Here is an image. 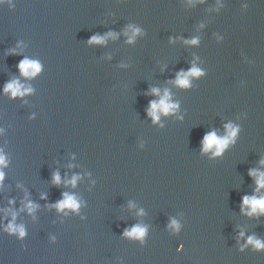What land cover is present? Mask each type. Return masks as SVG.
<instances>
[{
	"label": "water",
	"instance_id": "95a60500",
	"mask_svg": "<svg viewBox=\"0 0 264 264\" xmlns=\"http://www.w3.org/2000/svg\"><path fill=\"white\" fill-rule=\"evenodd\" d=\"M165 91L177 108L154 123ZM0 155V264H264L246 244L264 243V215L241 211L264 196L249 175L264 173V0H2ZM62 193L76 211L53 207Z\"/></svg>",
	"mask_w": 264,
	"mask_h": 264
},
{
	"label": "clouds",
	"instance_id": "9594fccd",
	"mask_svg": "<svg viewBox=\"0 0 264 264\" xmlns=\"http://www.w3.org/2000/svg\"><path fill=\"white\" fill-rule=\"evenodd\" d=\"M2 2V0H0ZM139 29H135L133 31V35L138 32ZM108 35H112L109 33ZM104 37L99 36H92L89 40V43H102ZM131 43V39L128 41ZM191 43L195 44L196 41L193 40ZM18 68L20 70L21 75L23 76H35L40 71V65L36 61H30L28 59H23L19 62ZM202 73L196 69L192 68L189 70L188 73H178L176 83L181 87H187L189 84L188 77L189 76H199ZM23 86L18 83V81H12L9 83H6L4 86V92L11 93L12 97H16L18 95L22 96L26 92H30L31 89H23ZM158 90L153 89L152 93L157 94ZM169 96L167 91H165L163 97L159 101H151L149 103V109H148V115L152 118L153 122L155 123L158 119V112L162 113L164 115L169 114L170 112L175 111L177 108L176 104L169 103ZM227 129V135L224 137H218L215 132H209L207 133L202 140L203 148L202 150L204 152H207L211 149H214L212 152L213 156H219L222 154L224 149L228 146L230 142L234 140V137L236 136V133L238 131L237 128H234L231 124L225 126ZM5 164V158L3 155H0V165ZM261 164H264V160L261 161ZM249 175L253 177H257L256 179V185H257V191L260 188H264V173H257L255 170H250ZM4 178L3 172H0V181H2ZM78 177L74 176L70 181H66L68 184L75 185L76 180ZM54 184L60 183V177L58 173H54L52 177ZM63 198L58 201L53 207L57 209V211H63L65 209H70L72 211H76L79 208V203L75 199V197L68 195V193H62ZM42 199L44 197H41ZM11 203V201H10ZM28 212L31 213L36 205L32 204L31 202L27 203L25 205ZM247 208L248 212L246 215H264V196H260L257 198V196L254 194L252 196H244L242 197L241 201V211L243 212L244 209ZM15 219V216L13 215V220ZM170 227H172L174 230L178 229V225L175 220H173L170 224ZM5 231L9 234L11 233H18L20 238H23L25 236V231L22 226H14L12 223H9L7 227L5 228ZM146 229L144 227L135 226L131 230H125L123 235L125 237L129 238H135L143 241V237L145 235ZM243 236V233L240 234ZM246 244L252 245L253 248L257 251L264 249V243H261L260 240L254 239L253 237H248ZM182 249V245L177 249L178 251ZM243 250V246L241 247V251Z\"/></svg>",
	"mask_w": 264,
	"mask_h": 264
}]
</instances>
